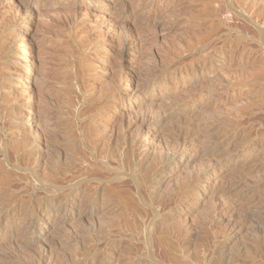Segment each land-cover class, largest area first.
Masks as SVG:
<instances>
[{"label":"rangeland","instance_id":"1","mask_svg":"<svg viewBox=\"0 0 264 264\" xmlns=\"http://www.w3.org/2000/svg\"><path fill=\"white\" fill-rule=\"evenodd\" d=\"M126 186L150 197L135 229ZM6 252L264 264V0H0L1 264Z\"/></svg>","mask_w":264,"mask_h":264},{"label":"bare ground","instance_id":"2","mask_svg":"<svg viewBox=\"0 0 264 264\" xmlns=\"http://www.w3.org/2000/svg\"><path fill=\"white\" fill-rule=\"evenodd\" d=\"M105 1V0H104ZM104 3V2H103ZM26 5H35V4H32L31 2H29V3H27ZM148 13H149V16L150 17H152V14H153V12H150V10H148L147 11ZM122 18V17H121ZM151 18H148V19H145L146 21L145 22H147V24L149 25V24H151V22H148V20H150ZM172 62V60L170 59V60H168L167 61V67H170V65L172 64L171 63ZM176 64V63H175ZM172 66V65H171ZM146 70H148V71H151V70H153L154 68H153V66L152 67H150V66H148L147 68H145ZM159 121H161V120H159ZM186 138H187V136L186 135H184V134H180V135H176V137H174V139H175V143H177V144H179V143H181V142H183L184 140H186ZM174 142V141H173ZM218 150V147H207V149H206V153H205V155L207 154V155H211V154H215V152ZM61 169V168H60ZM64 169V168H63ZM62 169V170H63ZM62 170H60L61 172H63ZM152 171V170H151ZM65 172V171H64ZM153 174V173H152ZM77 176V171H74V172H72V174L69 176V180L71 181V180H73L75 177ZM151 176V175H150ZM59 177V175L58 176H53V177H51L50 179H49V183H50V185H53L54 187H55V184L59 181V183H62V182H64L66 179H67V177H63V178H58ZM152 178H154L153 177V175H152ZM152 178L151 177H149V175H148V177H147V181H149V182H151V180H152ZM67 181V180H66ZM143 182V181H142ZM146 184H147V182H145ZM152 183V182H151ZM263 184V182L262 183H260L258 186H261ZM78 185V184H77ZM88 185V184H87ZM136 186H138V183L137 184H135ZM146 186V185H145ZM263 186V185H262ZM133 187V186H132ZM253 187V186H252ZM118 192H116L117 193V201L119 202V203H122L123 204V210H124V212L127 214V216L129 215V217H127V218H129L130 220L129 221H127L128 222V227H130V228H133V229H135V228H137L136 226L138 225V224H140V225H143V222L145 223L146 222V220L149 218V216H148V209H151L150 208V197L149 196H147V198L146 197H144L143 196V194L140 192V190H139V188L138 187H136L135 188V190H132V188L130 189L129 187H123V188H120V189H118L117 190ZM113 192H115V191H113ZM63 194H65V193H63ZM112 194V193H111ZM115 195V194H114ZM91 197H92V195L91 194H87L84 198H83V200L84 201H88L89 199H91ZM115 197V196H114ZM173 197V196H172ZM112 198H113V196H112ZM178 198V197H177ZM115 199V198H114ZM168 200H175V197H173V198H169ZM248 203H250V202H247L245 205H247L248 206ZM152 204V203H151ZM246 206V207H247ZM245 207V208H246ZM229 210V207L228 206H226V205H223V206H215L214 207V209H213V212L214 213H219V214H223V213H226L227 211ZM124 213V214H125ZM253 214V213H252ZM126 216V215H125ZM157 216V215H156ZM247 219L248 218H250L249 216H247L246 217ZM124 219H125V217H124ZM126 222V221H125ZM243 224H245V222H243ZM153 225V224H152ZM124 226H125V224H124ZM244 226V225H243ZM242 226V227H243ZM135 227V228H134ZM139 227V226H138ZM142 227V226H141ZM124 229H126V228H124ZM128 230H129V228H127ZM127 229H126V231H127ZM241 229V225L239 226V227H237L236 228V230H240ZM135 232H137L136 230H134ZM125 232V231H124ZM130 232V231H129ZM101 235V234H100ZM147 237V236H146ZM23 238H26L25 236L23 237ZM100 238V237H99ZM165 238H162V239H159V244L160 245H164L165 244ZM144 241H147V239L146 240H144L143 239V242ZM115 242V241H114ZM145 243V242H144ZM217 249H219V247L220 246H215ZM26 247H22V248H17V252L16 253H21V252H23V253H25V252H27L28 250H26L25 249ZM20 249H23L24 251H21ZM29 249V248H28ZM49 249V248H48ZM52 249V248H51ZM168 249H169V247H166L165 249H162V257H167V254H168ZM131 250V249H130ZM51 251V250H50ZM8 252V251H7ZM7 252L5 253L6 254V256L4 257V256H2V257H4V258H6L7 257V255L9 254H7ZM2 254V253H1ZM54 255H55V253H54ZM9 257H7L6 259L7 260H5L4 259V263L5 264H13L14 262V260H12V259H8ZM67 258V257H66ZM52 259V258H51ZM64 259V258H63ZM70 259V258H69ZM1 260V259H0ZM86 260V259H85ZM84 260V261H85ZM139 260H141V258H139ZM53 261H54V258H53ZM59 261V260H58ZM58 261H57V263H58ZM84 261H82V262H84ZM91 261H93V260H91ZM1 262V261H0ZM81 262V263H82ZM51 263V262H50ZM53 263V262H52ZM51 263V264H52ZM92 263V262H91ZM125 264H128V262H124ZM157 263V262H156ZM1 264V263H0ZM53 264H56L55 262L53 263ZM60 264V263H59ZM61 264H67V262H64L63 263V261H62V263ZM86 264V263H85ZM159 264V263H158Z\"/></svg>","mask_w":264,"mask_h":264}]
</instances>
